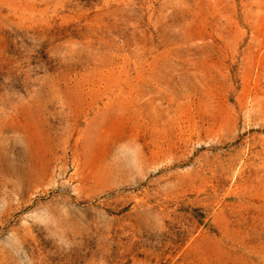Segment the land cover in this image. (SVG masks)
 Segmentation results:
<instances>
[{"label":"rangeland","instance_id":"374dc122","mask_svg":"<svg viewBox=\"0 0 264 264\" xmlns=\"http://www.w3.org/2000/svg\"><path fill=\"white\" fill-rule=\"evenodd\" d=\"M0 264H264V0H0Z\"/></svg>","mask_w":264,"mask_h":264},{"label":"trees","instance_id":"16d2710c","mask_svg":"<svg viewBox=\"0 0 264 264\" xmlns=\"http://www.w3.org/2000/svg\"><path fill=\"white\" fill-rule=\"evenodd\" d=\"M193 217L200 224L202 222V218H204V213L198 212L197 214H194Z\"/></svg>","mask_w":264,"mask_h":264}]
</instances>
